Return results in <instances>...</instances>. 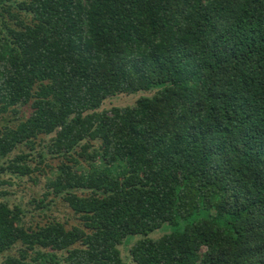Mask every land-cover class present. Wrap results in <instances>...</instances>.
Returning a JSON list of instances; mask_svg holds the SVG:
<instances>
[{
  "label": "trees",
  "instance_id": "16d2710c",
  "mask_svg": "<svg viewBox=\"0 0 264 264\" xmlns=\"http://www.w3.org/2000/svg\"><path fill=\"white\" fill-rule=\"evenodd\" d=\"M46 155L78 224L0 202V264H264V0H0V174Z\"/></svg>",
  "mask_w": 264,
  "mask_h": 264
},
{
  "label": "rangeland",
  "instance_id": "374dc122",
  "mask_svg": "<svg viewBox=\"0 0 264 264\" xmlns=\"http://www.w3.org/2000/svg\"><path fill=\"white\" fill-rule=\"evenodd\" d=\"M152 93H155V91ZM152 93L149 91H140L128 95H117L105 100L100 110H109L112 107H131L137 99L141 97H149ZM42 139L45 144L48 142V137H42ZM43 146L45 145L43 144ZM43 152L46 153V149H43ZM59 162V158H52V156L49 155H46L45 162L43 164H39L38 159L31 160L29 162L31 168L34 169L37 167L39 170L34 169L35 172L30 177L25 176L23 178H17L1 173L0 181H4V183H0V202H5L10 206L18 205L25 213L24 222L28 226H34L38 223L43 224L44 222H48L52 219L65 223L67 227L77 225L78 221L76 216L66 205L62 204L59 199H54L52 203H49L52 200V196H49L46 199V202L49 204V209L41 211L36 208V202L42 199L44 193H46V179H50L54 175L50 173L48 167L55 168ZM170 227L171 226L165 224L162 226V229H168ZM164 233V231L158 230V232L151 235L150 238H159ZM135 237L138 236H129L126 242L131 239L133 241L129 244L124 243L119 246L121 257L126 264H134L131 260L129 249L132 243L137 240ZM64 255V252L56 253L60 264H65L62 260ZM1 261L2 259L0 258V263Z\"/></svg>",
  "mask_w": 264,
  "mask_h": 264
}]
</instances>
